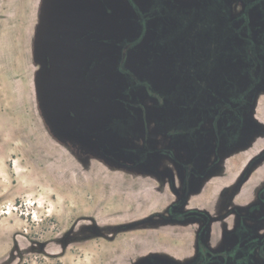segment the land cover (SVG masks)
I'll return each mask as SVG.
<instances>
[{"label": "rangeland", "instance_id": "obj_1", "mask_svg": "<svg viewBox=\"0 0 264 264\" xmlns=\"http://www.w3.org/2000/svg\"><path fill=\"white\" fill-rule=\"evenodd\" d=\"M150 1L0 0V264H144L192 257L198 240L211 251L231 247L214 200L264 148V91L257 143L231 149L221 175L186 205L182 162L164 155L154 110L129 115L121 102L131 82L119 64L122 42L145 57ZM232 1L252 23L241 37L264 36L253 22L264 0ZM138 61L142 70L139 58L125 64ZM195 208L213 213L206 220ZM207 221L210 236L198 235Z\"/></svg>", "mask_w": 264, "mask_h": 264}, {"label": "flooded vegetation", "instance_id": "obj_2", "mask_svg": "<svg viewBox=\"0 0 264 264\" xmlns=\"http://www.w3.org/2000/svg\"><path fill=\"white\" fill-rule=\"evenodd\" d=\"M153 2L154 13L145 17L143 28L150 34L145 57L136 56L133 42H122L119 64L131 82L123 89L121 102L129 115L131 109H140L143 116L154 110L152 119L159 120L157 127L167 140L164 155L182 162L187 205L221 175L222 161L232 155L231 149L239 147L236 153H248L261 136L262 122L254 111L264 91V67L258 68L264 65V11L258 10V21H253L261 32L253 41L241 37L243 24L252 23L247 22L245 10H238L240 1ZM212 2L219 3L212 6L217 9H209ZM128 56L133 62L139 58L142 70L139 61L134 66L125 64ZM261 151L264 148L255 150L232 181L222 185L214 213L195 208L198 213L207 212L206 220L212 213L219 215L225 242H232L231 247L211 251L198 240V253L192 257L161 260L152 256L144 264H256L257 260L264 264V164L257 161ZM252 177L255 180L250 182ZM212 222L199 224L198 235L207 229L210 236Z\"/></svg>", "mask_w": 264, "mask_h": 264}, {"label": "trees", "instance_id": "obj_3", "mask_svg": "<svg viewBox=\"0 0 264 264\" xmlns=\"http://www.w3.org/2000/svg\"><path fill=\"white\" fill-rule=\"evenodd\" d=\"M92 39V38H91ZM90 40V39H89ZM84 40V42H85V45L86 44H88V43H90V42H93V41H95L94 39H92V40ZM88 46V45H87ZM89 47V49H92V48H94V47H91V46H88Z\"/></svg>", "mask_w": 264, "mask_h": 264}, {"label": "water", "instance_id": "obj_4", "mask_svg": "<svg viewBox=\"0 0 264 264\" xmlns=\"http://www.w3.org/2000/svg\"><path fill=\"white\" fill-rule=\"evenodd\" d=\"M76 83H78L79 85H80V82H76ZM73 84V83H72ZM75 84V83H74ZM79 96V95H78ZM74 99H78V100H80V96L79 97H77V94H75V96H74ZM72 100V101H75L76 102V100ZM71 109H73V108H71Z\"/></svg>", "mask_w": 264, "mask_h": 264}]
</instances>
